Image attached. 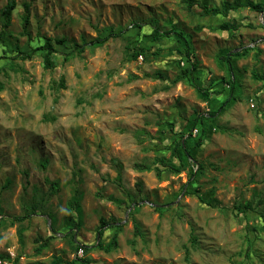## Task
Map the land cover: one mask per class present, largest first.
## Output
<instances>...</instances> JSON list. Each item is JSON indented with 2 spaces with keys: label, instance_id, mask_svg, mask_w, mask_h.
<instances>
[{
  "label": "rangeland",
  "instance_id": "obj_1",
  "mask_svg": "<svg viewBox=\"0 0 264 264\" xmlns=\"http://www.w3.org/2000/svg\"><path fill=\"white\" fill-rule=\"evenodd\" d=\"M14 1L0 55L15 45L23 49L29 39L31 47L43 38L82 44L123 31L101 46L74 50L66 62L58 52L52 70L38 53L15 58L12 66L0 59L7 67L0 72V264H54L56 258L61 264H264V79L253 74L264 73V11L243 6L203 16L183 0H33L23 35L28 0ZM201 1L219 9L223 2ZM153 23L186 40L152 41ZM222 23L238 28L223 30ZM127 45L146 50L129 60ZM243 47H250L247 55L231 56ZM225 53L231 62L221 59ZM191 61L189 76L172 84ZM182 139L193 161L178 146L179 173L164 169L157 178L133 169L169 156ZM153 144L166 148L150 150ZM74 189L81 194V224L69 229ZM247 202L257 208L236 210ZM101 217L102 239L117 232V247L75 250L72 241L95 244ZM50 234L36 252L42 243L36 239Z\"/></svg>",
  "mask_w": 264,
  "mask_h": 264
},
{
  "label": "trees",
  "instance_id": "obj_2",
  "mask_svg": "<svg viewBox=\"0 0 264 264\" xmlns=\"http://www.w3.org/2000/svg\"><path fill=\"white\" fill-rule=\"evenodd\" d=\"M33 0H28L27 2H23L22 3V16H21V27L22 30L20 32V34H28V24H29V18H30V5L31 2ZM183 2H185L186 7L188 9H191L193 6H197L200 8V15L203 16H216L218 14H222V15H226L229 11H235L237 10L239 7H248L254 11L257 12H263L264 11V0H259L255 3L251 2V1H246V0H233L232 3H230L228 0H223L222 2V7L221 9H219L218 7H214V6H210L204 2H202L201 0H183ZM16 4L14 0H7L5 5L2 7V9L0 10V18H1V30H0V43L3 44L4 46H6L7 44L5 43V29L9 26L10 24V15L12 13V11L14 10ZM133 27L139 28L140 25H138V23H133L132 24ZM221 29L223 30H236L238 28L237 24L231 23V24H227V23H222L219 26ZM123 30L117 32V33H109L106 36H97L93 39H91L90 41H86L84 39H82V44H78L77 42H67L65 37H60V38H55L53 41L49 38H43L42 42L34 47H31L30 44V39L27 41L26 46L22 49L19 48L17 45L12 46L10 49L7 48V50H4V52H6L7 54H3L0 55V59H7V62H9L8 66H12V60L15 58H20V59H30L32 57L33 54L38 53L41 58H42V66L44 69H49L52 70L55 68V66L58 64L57 59H56V54L59 52L63 55L62 61L66 62L67 60H69L72 55L74 54V50H77V52H81L83 49V46H87V47H96V46H101L110 35H114V36H119L121 35ZM149 36L151 37V40L154 42L160 41L163 38H170V37H176L177 42H181V41H185L186 38L184 37V34L181 31H177L175 28L173 27H168L166 25H163V27L158 26L157 24L153 23V27H151L150 32H149ZM185 43V49H184V56L186 58H188V60H191V52L188 50V47ZM55 45L58 46H62L63 50H58ZM250 49V47H243L241 48V50H237L231 53V56L234 58H239V57H243L245 55H247L248 50ZM126 54L128 56L129 60H135L139 54H141V52L145 51L146 48L144 47H139V46H126ZM177 51L182 52L181 49H179V47L176 48ZM232 57H230L227 53L221 55V59L222 60H226L228 63L231 62ZM11 61V62H10ZM196 66V63L194 61H191V67H184L180 69L179 74H177L173 79H171V83L174 84L178 81H180L181 79L188 77L190 70L194 69ZM6 66L4 64H0V72L2 71L3 74L6 73ZM253 74H255L256 77H259V75H261L262 79H264V73L261 74H257L253 71ZM156 77L161 78L163 80L167 79V77H165L161 72H156L155 74ZM229 83L232 84L233 82V78H230L227 80ZM59 85L61 87H64V78L63 76L60 79ZM196 89L198 90L199 93H203L205 96L209 94L208 88L206 87H200V86H195ZM232 88V86H231ZM0 89H1V85H0ZM220 91H216L215 93H219ZM216 111H212L209 112V115H215ZM201 141L197 140L196 144H199ZM180 146L182 147L184 153L186 154V156L191 159L193 161V158L191 156V154L189 153V149L186 143V140L182 139L181 141H179L178 143H176L171 151H170V155L169 156H164V155H159V156H155V158H153V163H134L132 165L133 169L137 170V171H154L155 176L157 178H159L161 176V172L162 170H167L169 172L172 173H179L182 168H183V163L180 161L178 164H175L173 162V158H178V153H177V147ZM166 146L162 145V144H153L152 146H150V150H154V151H161L163 149H165ZM42 166H44L43 163H41ZM120 166V164H118ZM198 168L202 170L203 166L202 164H198ZM116 181L119 182L121 179V171L120 169H117V175H116ZM74 192L70 199L69 202L67 204L68 207V211H69V215L66 217V223L70 225V222H73L71 224V228L75 227V229H77L79 227V225L81 224V206H80V195L79 192H77V190L74 189ZM112 200V198H110ZM202 202H204L207 205H215L214 203L211 202V200H201ZM260 203V202H259ZM31 211H34V209L36 208V205L34 203L31 204ZM257 208V206H256ZM251 203L247 202L245 204H243V208H237L236 210L241 212V213H249L251 211H253L254 209H256ZM76 210L77 214L76 216L72 215V210ZM80 211V212H79ZM1 209H0V214H1ZM79 213V214H78ZM261 214V213H260ZM29 216V214H25L23 216H17L15 217V219H22L24 217ZM263 221H264V214H261ZM74 217V218H73ZM106 221L101 217L99 220V226L97 228V235H96V240H95V244L92 246H88V245H78L76 243L73 242V244H75V250L78 248H82L85 252H88L90 250H94V249H99V250H103L106 253L111 252L113 249H115L117 247V232H113V234L110 236L108 241H104L102 239V234H103V227L106 225ZM52 227V226H51ZM135 230L136 232H138V228L137 225H135ZM54 236L53 234H50L49 236H47L46 238H37L36 241H42V243L37 247L36 252H39L43 247H45L48 244V241L50 239H52ZM249 248L246 251V255H248V251ZM0 258H3V256L0 254ZM83 261L85 263H90L89 258H84ZM62 260L60 258H56L54 260V264H61Z\"/></svg>",
  "mask_w": 264,
  "mask_h": 264
}]
</instances>
